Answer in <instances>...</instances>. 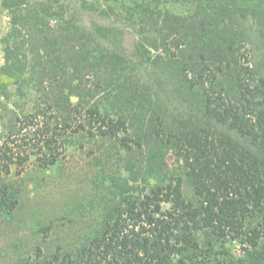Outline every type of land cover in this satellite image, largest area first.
<instances>
[{"label":"trees","instance_id":"1","mask_svg":"<svg viewBox=\"0 0 264 264\" xmlns=\"http://www.w3.org/2000/svg\"><path fill=\"white\" fill-rule=\"evenodd\" d=\"M1 5L0 229L33 157L78 146L96 189L8 264H264V0H82L132 27L136 57L63 0Z\"/></svg>","mask_w":264,"mask_h":264},{"label":"rangeland","instance_id":"2","mask_svg":"<svg viewBox=\"0 0 264 264\" xmlns=\"http://www.w3.org/2000/svg\"><path fill=\"white\" fill-rule=\"evenodd\" d=\"M63 1L72 11H75L76 16L85 26H91L95 22L111 23L115 28H119L122 32L124 52L136 57L134 44L137 36L132 27L125 25V21L120 18V15L105 18L98 11L85 10L81 5L82 0ZM167 8L177 14H187L192 5L185 2L172 3L168 4ZM9 29L10 17L7 10L2 7L0 0V68L5 63L1 38ZM1 82L7 83L11 92L15 91L16 84L12 77L0 73ZM61 158L57 164L45 168L39 165V162L33 157L22 169L13 166L12 172L6 177L7 181L12 183V187L19 188L20 197L18 209L15 212L17 219L5 220L0 229V264H8L7 256L14 260L11 241L16 237H20L23 242L28 244L36 242L42 246L45 244L50 246L51 239L48 235L50 230H38L35 224L41 222L49 224L52 222V218L73 214L78 202L84 201L89 193L96 192L91 179L93 166L90 164L91 158L86 156V152L78 149V146H70ZM173 160L174 158L171 157V164ZM77 219L78 217L75 218V220ZM64 221L67 223V219ZM67 225L63 227L68 228ZM33 226L35 227L33 228ZM240 251L241 247L238 245L237 252L240 253ZM32 255L35 256L34 253Z\"/></svg>","mask_w":264,"mask_h":264}]
</instances>
